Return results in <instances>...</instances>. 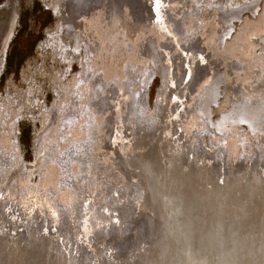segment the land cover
Here are the masks:
<instances>
[{
	"label": "rangeland",
	"instance_id": "rangeland-1",
	"mask_svg": "<svg viewBox=\"0 0 264 264\" xmlns=\"http://www.w3.org/2000/svg\"><path fill=\"white\" fill-rule=\"evenodd\" d=\"M191 2L181 5V21L179 19L178 29H170L172 37L161 36L159 30L156 18L164 20V8L158 12L155 10V15L151 16L154 26L130 18L124 21L119 14L114 15L112 23L102 25L101 43L97 48L100 53L97 55L100 59L98 66L113 72L116 79L113 123L129 122L131 112L136 127L144 130L145 135L141 134L139 140H144L153 125L151 115L162 88L163 67L169 68L171 63L181 60L179 52L171 51V46L180 38L181 49L185 48V43L190 46L188 41L201 49L203 38L206 43L211 42L208 49L222 57L225 63L239 65L238 69L231 67L238 72L234 77L237 80L222 82L219 95L213 101L198 100L196 106L194 100L185 104L183 107L187 108L180 113L176 123L184 125L189 118H195L192 130L197 142L194 145L205 157L216 153L221 160H227L232 156L244 165L259 161L260 157L264 158V149L259 147L257 134H264V127L252 131L249 120H241V115L236 114L237 120L227 119L223 125L219 124L222 117H231L237 111L236 104H233L241 97L237 84L246 86L256 75L257 68L248 67L247 60L264 54V0ZM242 5H245L244 9ZM93 9H90V17L96 14ZM237 9L239 13L234 16ZM227 12L233 15L228 26L222 20ZM66 13L65 0H0V167H3L0 170V243L12 241L13 245L20 246L31 243L32 237L37 236L40 244L42 237L34 232L38 229L55 246L66 249L64 256L67 252L75 254L83 244H88L91 256L87 259L80 255L79 264H110L124 255L122 264H130L129 260L136 264L134 255H131L135 249L130 243L132 238L127 239L130 232L123 230L126 223L137 224L136 217L128 221V217H120L125 210L123 201L127 198L132 201L137 195L130 182L134 176L122 164L120 156L113 153L114 147L106 135L109 118L104 120L109 115L104 117V110H100L99 119L95 120V115L92 123L84 120L90 112L84 103L82 83L85 82L78 78L83 50L75 51L73 39L61 27ZM9 34L2 56L3 44ZM146 41L157 48L159 59H155L156 62L151 59L149 51L141 47ZM167 52L170 54L165 58ZM142 53L141 60L132 59V77L125 78L126 56L139 57ZM137 74L141 77L135 78ZM130 79L131 83L137 81L139 94L130 89L131 83L127 82ZM106 86L102 78V85L97 90ZM78 87H83L80 94L74 93ZM111 88L109 86L105 91ZM196 95L203 94L195 92L192 97ZM75 101L74 108L60 117L57 111L71 107ZM95 135L97 145L93 153ZM86 138L91 139L89 154L81 153V161L75 166L78 152L74 145L76 140ZM140 142L136 143L139 145ZM125 143L128 147V139ZM106 161L112 164L114 172L111 166L106 168ZM77 192L75 203L70 198ZM128 207L136 213L135 205L134 209ZM133 211H130L131 215ZM145 235L149 236L148 233ZM13 248L10 246L9 251ZM130 255L132 259H129Z\"/></svg>",
	"mask_w": 264,
	"mask_h": 264
},
{
	"label": "bare ground",
	"instance_id": "bare-ground-1",
	"mask_svg": "<svg viewBox=\"0 0 264 264\" xmlns=\"http://www.w3.org/2000/svg\"><path fill=\"white\" fill-rule=\"evenodd\" d=\"M191 1L192 0L188 2L186 0H153V5L150 0H65L67 13L61 27L66 29L67 34H70L69 36L72 35L73 39L76 40V50L81 47V44L78 45V42L84 43L87 53V69L85 73L87 74L89 72L90 74V70H92L93 65L96 64L98 71H96L94 75L99 77V74H102L103 71L107 70L102 66H98L100 59L97 55L100 53H98L97 48L101 43L100 30L103 27L102 25L105 26L106 24L113 22L114 15L119 14L124 21H126L127 18H130L133 21L142 22L146 26L151 23L154 26L155 22L151 21V16L155 15V10L158 12L160 8H164L166 10L164 16H162L164 17V20L156 18L157 22L160 24L159 30L162 33L161 36L169 35L172 37L173 35L170 29L177 28L178 23L181 21L179 15V13L182 12L181 5L184 6ZM90 9H93V11L96 10L94 17H90ZM233 14L235 13L233 12ZM227 15L232 16L231 14H228V12ZM157 16L158 14L156 17ZM222 17L225 18L226 16L223 15ZM87 19L89 21L87 27V35H89L88 39L81 34L82 32L79 30L80 27H78V23L83 26L84 23L87 22ZM12 27L13 25L11 28ZM190 30L191 29H189V31ZM10 34L7 36L6 42L3 44L1 51L2 56L5 54ZM180 41L181 39L177 38V41L175 40V43L171 46V51L179 52L181 60L176 64L171 63L168 69V80H166L165 83L164 74L162 75V88L157 97L156 109L151 115V119L154 118L153 121L157 120V126L154 129V131L156 130V133L154 132L155 134L153 133L150 136L149 143L145 148H140L141 146L138 147V144L136 143L137 141H141L140 143H142L143 140L139 139L141 138V134H145L143 129L136 127L137 123H135L136 121L132 118L133 115H131V112L127 119L130 124L125 121H122L118 125L113 123L114 118L112 116L114 113L115 88H117L113 72L107 71L109 73L107 74L108 76L103 75L106 80L103 84H106L107 82L114 83L111 90L108 92L105 91V89L109 90V86H106L105 89L100 91V94L95 91V98L92 97L90 105H88L90 113L85 119L83 117L84 120L92 123L93 116L96 115L94 118L95 120L100 118L98 117L100 110H104V117L107 114L109 115V117L106 116L104 118V120L109 118V131L106 135L108 134L109 136L111 147H114V155H119L122 164L133 173L134 177H132L130 182H132V189L137 193V195L132 198V201H130L131 198H127L123 201L124 209H129L128 205L134 209V205L136 206L137 203L139 204V200L142 197L141 194L146 191V188L153 200L155 209L152 210V212L148 207L146 211L137 209L136 213L129 209L130 211H133V215L130 214V211L123 215L125 210H122L123 212L120 213V217H128V219L126 218V221L136 217L135 221L137 222V224L133 223L134 225H127L126 223L125 226L123 225V230H128L130 232V236L127 237V239L132 238L130 243L133 245L132 247H135L134 250H136L137 246L142 249L149 245L147 243L148 238H151L152 240V246L148 247V251L143 252V258H141V256L138 257V261L140 260L139 264H264V158L260 157L259 161H250L247 165H244L237 162L236 158H231L232 156L227 160H225L226 158L221 160L216 156V153L209 157H205L203 154L199 153V151L197 152L198 149L194 145V143L197 142L196 134L192 130L195 118H189L184 125L176 123V119H178L180 113L187 108V106L183 107L185 104L192 103L194 100V106H196L198 101L197 97L199 95H196L195 97L192 96L195 92H203L205 84L208 81L205 74L210 71V60L213 59L209 53V55L201 60L202 58L201 56H198V54L190 53V46H185L186 43L183 46L185 48L181 49ZM190 43L191 42L188 41V45H190ZM141 47L145 48V51H149L151 59H159L157 48H153L152 42L146 41L145 45L144 43L141 44ZM138 48L139 51H141L142 48L139 46ZM167 53L168 54L164 55L165 58H168L170 54V52ZM131 55L136 58L133 59V61H136L141 60V56L144 55V53L140 54L139 57L134 56L133 54L126 56L130 58L128 59L129 62H127L126 67L127 72L125 78L127 79L133 69ZM197 57L198 59L196 60ZM169 59H171V57H169ZM258 60L263 61L264 58ZM191 70L192 73H190ZM85 73L82 79V81L85 82L82 83L84 86H86L87 79L89 78L87 76L88 74L86 75ZM262 74L264 75V72ZM139 75L141 74L135 75V78L140 77ZM202 76L204 78L201 79ZM131 77L132 74L130 78ZM98 81H100V77L97 80L98 84H96L95 87L100 86V82ZM131 81L132 79L127 82L131 83ZM130 87L132 91L139 94L140 87L137 84V81L133 80ZM164 88L166 89L164 93H162ZM248 89L249 93H243L241 91L240 93H242V96L240 97V100L233 103L236 104L237 111L231 115V117L229 116L230 118L227 116L228 118L225 117L222 119L223 121L221 120L219 125H223L224 120L227 119L228 121L229 119L237 120L236 115H241L239 116L241 117V120H249L252 131L258 129V127L261 129L264 127V83L260 87L253 85ZM96 97H98L97 101ZM92 100L95 101V103H93ZM134 101L135 99L133 97V102ZM74 105L76 104L73 103L71 107L69 106V108H66L65 110L62 107L60 112L57 111L60 113V117L65 116L66 113L71 111L74 108ZM106 121H108V119H106ZM83 125L85 126V124ZM129 126L133 127L132 130ZM173 128H176V130L174 131ZM151 129L147 130L150 132ZM91 130L92 128H90V131ZM149 132L147 133L149 134ZM257 135L260 139L259 147L264 149V134L260 133ZM94 138L92 145L94 147L93 153L96 151V135ZM126 139H128L129 142L128 147H126ZM90 141V138L79 141L76 140L74 148L77 149L78 154L76 155L75 166L81 161L79 156L81 153L84 152L89 154L88 150ZM134 150L137 151L136 156H134ZM174 155L176 157L175 161L172 159ZM53 156L55 157V155ZM105 163L107 164L106 168L111 166L110 169L114 172L112 164L109 161H106ZM131 167H134L136 170H133ZM199 167H201V169ZM2 169L3 167H0V170ZM170 169H174L173 171L177 170L178 175L176 174V178L168 176L165 181V178L163 177L164 173ZM181 169L184 170L182 171ZM193 169H195L196 172L198 171L195 176L194 171L191 175V170ZM187 173L189 174L187 175ZM113 174L115 175V173ZM115 178H118L117 175ZM140 178H142V183L146 184L144 192H142V187L141 189L138 187ZM226 180L229 183H224ZM164 181L165 183L170 181L174 187L173 190L178 188L181 192L178 195L172 194V191H170L169 188V193L166 192L164 190ZM213 183L214 185L212 186ZM205 188H207L208 191L202 198L205 204L204 212L209 208L208 214L212 216V218L205 216L207 220L206 224H203V226L199 222L195 225L196 229L188 227V225L182 228L185 213L180 204L184 201V193H186V197H189L190 191L196 195L198 189L205 190ZM182 191L186 192L183 193ZM77 194L78 192L70 198L71 200H74L75 203L77 201ZM240 194L247 196V198L241 197ZM247 199H252V204L255 207L252 204L247 203ZM256 200L262 202L257 205L255 202ZM131 202H134V204H131ZM231 209H237V213H233ZM151 213L154 217V221L159 223L160 226L154 223L156 228L152 224L145 230L142 216L144 214L149 215L152 220ZM129 214L131 216H129ZM181 214H183L184 217H182ZM191 214L196 215L195 212ZM232 215L236 217L232 218ZM145 219L147 221V218ZM117 227L118 230L121 229L119 225ZM177 228L179 230L177 233L178 238L175 241L174 231ZM161 229L165 232L164 234L161 232ZM34 232L42 237L40 244H38L39 241L36 239V235L35 238L32 237L31 243L21 244L20 246H17L16 244L13 245L12 241L1 242L0 264H5V261H8V264H79L78 261L80 255L87 259L91 256L89 254L88 244L86 243L80 247V251L77 249L75 254L72 253L71 255L67 252L70 257L67 254L64 256L61 250L65 251L66 249L55 246L54 242L47 237L46 234L43 235V233L38 231V229ZM146 233H148L149 236H146ZM134 244L136 245L134 246ZM10 246H13L14 248L9 251ZM18 247H20L19 250L17 249ZM32 247L33 249L31 252H28ZM68 247L70 248V246ZM132 247L130 246V248ZM126 248L129 247L126 246ZM140 249H137V251ZM8 251L9 253L7 254ZM132 251L131 255H133L134 252ZM131 255L129 256V259H132ZM124 256L122 258H125ZM122 258H118L111 263L122 264ZM128 262L130 264L132 263L131 260Z\"/></svg>",
	"mask_w": 264,
	"mask_h": 264
},
{
	"label": "flooded vegetation",
	"instance_id": "flooded-vegetation-1",
	"mask_svg": "<svg viewBox=\"0 0 264 264\" xmlns=\"http://www.w3.org/2000/svg\"><path fill=\"white\" fill-rule=\"evenodd\" d=\"M150 2H151V4H153L154 5V2L152 1V0H150ZM253 4V3H252ZM158 5H159V2H158ZM242 6H244L243 7V9L245 8V5H242ZM241 6V7H242ZM250 6V5H249ZM251 8H252V6H251ZM238 10V12H234V13H239V9H237ZM237 14H233L234 16H236ZM232 15V16H233ZM225 18L223 17V21L224 22H226L227 24H228V20H229V18H231V16H228L227 15V13L225 14ZM226 24V25H227ZM76 25V24H75ZM88 25H89V21H88V19H87V22H85L84 23V25L83 26H81V24H79L78 23V27H80V32H82L81 34H83L84 36H85V38L86 39H88L89 38V35H87V27H88ZM228 26V25H227ZM225 28H227V27H225ZM227 32V31H226ZM225 34V33H224ZM223 34V35H224ZM68 35V34H67ZM70 35V34H69ZM68 35V36H69ZM70 38H72L73 39V36L71 35V36H69ZM204 39H206V38H204ZM264 40V36L262 37V41ZM73 42H74V47H75V51L76 52H78V51H80V50H83L82 51V53H83V56H82V59H83V61H82V70H81V72L79 73V75H78V78H79V81H81L82 79H83V76H84V73L86 72V69H87V64H86V55H87V53H86V48H85V45H84V43L83 42H78V45L79 44H81V47L78 49V50H76V40H74L73 39ZM201 42H202V44H203V47L201 48V49H197L196 47H195V43H190V53L191 54H198V56H201V60H203L204 59V57H206L207 55H209V53L212 55V57H213V59H211L210 60V64H211V68H210V71L208 72V73H206L205 74V76L207 77V79H208V81H207V83L205 84V87H204V90H203V92L201 93V94H203L202 96L200 95V96H198L199 97V99H198V97H197V100H205V101H208V100H211V101H213V99L215 98H217V95H219V85L222 83V82H225V80H233L234 79V77L235 76H237V71L236 70H232L231 69V67L232 68H237L238 69V67H239V65L237 64V63H235V64H233V63H231V62H228V63H225L224 61H223V59H222V57H220L219 55H215V53L213 52V51H211V49L209 50L208 48H211L210 47V43L211 42H205V41H203V38H201ZM194 48H195V50H194ZM262 49H264V45L262 46ZM208 50V51H207ZM214 50V49H213ZM158 54V53H157ZM130 55V54H129ZM262 58H264V54H261V55H259V56H255L254 58H251V59H249V60H247V62H248V67H250V65L253 67L254 66V68L256 67L257 68V71H256V74L257 75H255L254 76V79H252V81L250 80V83L249 84H247L246 86H243V85H241V83H238L237 84V88H238V94H240V96H242L241 94L242 93H240L241 91L244 93V92H246V93H249L248 92V88H250L251 86H262V84L264 83V75L262 74L263 72H264V60L263 61H259L258 59H262ZM128 59H130V58H127V60ZM131 59H134V57H132V55H131ZM198 59V57L196 58V60ZM254 59V60H253ZM208 61V60H207ZM207 61H205V62H207ZM128 62H129V60H128ZM204 63V62H203ZM93 67H94V70H93ZM93 67H92V70H90V69H88V70H90V74H89V72L86 74L89 78L87 79V84H86V86H84V88L83 87H81V88H79L80 86V82H79V85H77V86H79L78 87V90H76L75 92H77V93H79L80 94V91H81V89L83 88L84 89V94L83 95H85L84 96V103L88 106V105H90V100L92 99V97H94L95 98V91H97V93H99L100 94V91H98L97 90V86L95 87V85L96 84H98L97 83V80L99 79V77H100V81H98V82H100V86L102 85V78H103V82H106V80L104 79V76H106L107 74H109L107 71L108 70H106V71H103V73L102 74H99V77H97V75H94L95 73H96V71H98V67H97V65L96 64H94L93 65ZM168 66H165L164 67V70H163V74H164V83L166 82V80H168V72H169V68H167ZM84 69V70H83ZM190 73H192V70H191V72ZM162 74V75H163ZM261 74V75H260ZM104 75V76H103ZM108 76V75H107ZM140 77H141V75H139ZM202 78H204L203 76L201 77V79ZM113 79V78H112ZM234 80H237V79H234ZM111 81V80H110ZM115 81V80H114ZM238 81H239V79H238ZM234 82L235 81H233V84H234ZM249 82V81H248ZM187 84V83H186ZM106 85L107 86H110V87H112L113 85H114V83L113 82H111V83H109V82H107L106 83ZM99 88V87H98ZM236 88V89H237ZM80 89V90H79ZM140 89V88H139ZM165 89L166 88H164V90L162 91V93H164V91H165ZM235 89V90H236ZM74 92V93H75ZM237 92V91H236ZM163 96V95H162ZM73 100H77V99H73ZM235 102V101H234ZM74 104H76V101L74 102ZM222 119H224L223 117L221 118V120ZM220 120V121H221ZM225 122V121H224Z\"/></svg>",
	"mask_w": 264,
	"mask_h": 264
},
{
	"label": "water",
	"instance_id": "water-1",
	"mask_svg": "<svg viewBox=\"0 0 264 264\" xmlns=\"http://www.w3.org/2000/svg\"><path fill=\"white\" fill-rule=\"evenodd\" d=\"M156 126H157V120L155 121H153V125H152V129H151V131L149 132V134H147V136H146V138L142 141V143H140L139 145H138V147H140V148H145L147 145H148V143H149V140H150V136L155 132L156 133V130L154 131V129L156 128ZM177 128V127H176ZM176 128H173L174 129V131L176 130ZM131 130H132V128H131ZM154 133V134H155ZM133 153H134V156H136V153H137V151L136 150H134L133 151ZM175 155L173 156V161H175ZM237 165V164H236ZM195 167V166H194ZM133 170H136L134 167H131ZM200 169H201V167H199ZM174 169H170L169 171H166L165 173H164V178H165V181H166V179H167V177L168 176H172L173 178H176V174H177V170H175V171H173ZM182 171L184 170V169H181ZM208 170H210V169H208ZM193 171H194V176L198 173V171L196 172L195 171V169H193V170H191V175H192V173H193ZM189 173H187V175H188ZM217 174V173H216ZM178 175V174H177ZM190 177V176H189ZM216 177H217V175H216ZM221 180V179H220ZM165 181L163 182V183H165ZM226 182H228L227 180L224 182V183H226ZM229 183V182H228ZM214 185V183L212 184V186ZM138 187L141 189V187H142V192H144V190H145V187H146V184L145 183H142V178H140L139 179V182H138ZM168 188L170 189V191H172V194H176V195H178L181 191L178 189V188H176L175 190H173L174 189V187H173V185L170 183V181H167L165 184H164V190L166 191V192H168L169 193V191H168ZM185 189V188H184ZM186 190V189H185ZM188 191V190H187ZM208 191V189L207 188H205V190L204 189H201V190H199L198 189V191H197V193H196V195H194V193L192 192V191H190V196L188 197H186L185 195H186V193H184V192H186V191H182L183 193H184V197H183V199H184V201H183V203L182 204H180V206L182 207V209H183V211H184V213H185V217H184V215L183 214H181V216L182 217H184V220H183V224H182V228H184V227H186L187 225H188V227H193V228H195V225L196 224H198L199 222L201 223V225H203V224H206V222H207V220H206V217L205 216H209L210 218H212V216H210L209 214H208V209L209 208H207L206 210H205V212H204V207H205V204H204V200L202 199L203 198V196H205V194H206V192ZM138 193H139V190H138ZM142 195V197H141V199L139 200V204L137 203L136 204V211H137V209H141V210H144V211H146V209L149 207V209L151 210V212H152V210H154L155 208H154V204H153V200L151 199V197H150V195H149V191H148V189L146 188V191L143 193V194H141ZM240 196L241 197H246L247 198V196H244V195H242V194H240ZM231 198V197H230ZM246 202L247 203H249V204H252V199H247L246 200ZM256 202V204L257 205H259L262 201H260V200H256L255 201ZM253 205V204H252ZM254 206V205H253ZM138 207V208H137ZM249 207V206H248ZM255 207V206H254ZM186 209H188V210H186ZM261 210H263V209H261ZM231 211L233 212V213H237V209H231ZM154 212V211H153ZM193 212H195L196 213V215H193V214H191V213H193ZM139 214H141L140 212H138ZM165 213H166V211H165ZM165 213H164V215H165ZM204 213V214H203ZM142 215V214H141ZM145 215V216H144ZM142 217H143V223L145 224V230H146V228L150 225H152L153 224V226H155V228H156V225H154V223L155 224H157V225H159V223H156V221H154V217H153V215H152V213H151V218H152V220L150 219V216L149 215H146V214H144ZM236 216H233L232 215V218H235ZM145 218H147V221H146V219ZM141 223V222H140ZM160 226V225H159ZM204 226V225H203ZM196 229V228H195ZM178 228L174 231V233H175V241L177 240V233H178ZM161 232L164 234L165 232H163L162 231V229H161ZM167 233V232H166ZM135 240V239H134ZM147 243L149 244V245H147V246H145V247H143L142 249H140V248H138V246L136 247V250H134V257H135V260H136V264H138V262H140V260L138 261V257H140L141 256V258H143V252H146V251H148V247L149 246H152V240H151V238H148L147 239ZM136 244H134V246H135ZM57 247H59V246H57ZM60 248V247H59ZM42 249V248H41ZM54 249V248H53ZM137 249H140V250H138L137 251ZM31 252V248L28 250V252ZM62 251V254L64 255V252L65 251H63V250H61ZM137 252V253H136ZM156 261V260H155ZM5 264H7V263H5ZM159 264V263H158ZM161 264V263H160Z\"/></svg>",
	"mask_w": 264,
	"mask_h": 264
}]
</instances>
